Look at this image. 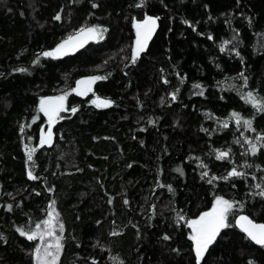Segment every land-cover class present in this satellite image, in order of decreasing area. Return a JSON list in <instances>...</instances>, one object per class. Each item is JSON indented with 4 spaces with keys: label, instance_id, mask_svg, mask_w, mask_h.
<instances>
[{
    "label": "trees",
    "instance_id": "16d2710c",
    "mask_svg": "<svg viewBox=\"0 0 264 264\" xmlns=\"http://www.w3.org/2000/svg\"><path fill=\"white\" fill-rule=\"evenodd\" d=\"M147 14L157 29L133 63ZM97 26L102 39L43 55ZM84 76L105 79L79 95ZM248 92L264 98V0H0V264H36L39 240L21 230L53 202L58 264H264V245L235 225L239 213L264 221V111ZM62 93L68 110L41 145L40 100ZM216 197L236 206L198 261L188 222Z\"/></svg>",
    "mask_w": 264,
    "mask_h": 264
},
{
    "label": "snow or ice",
    "instance_id": "6c2138e0",
    "mask_svg": "<svg viewBox=\"0 0 264 264\" xmlns=\"http://www.w3.org/2000/svg\"><path fill=\"white\" fill-rule=\"evenodd\" d=\"M56 20H60L61 17L57 15ZM158 18L148 17L143 22H138L135 25L136 28V41H135V51L132 57V62L135 63L139 55L147 48L148 41L151 39L153 33L155 32L157 26ZM103 31L98 26L91 28H82L80 32L76 34L75 37L69 36L67 40L62 42L56 47L54 51L44 52V56H59L67 55L69 50H76L78 47L83 46V40L80 39L82 36H87L91 39H102ZM19 71H26L25 69H19ZM105 79V77H91L88 80H81L77 82V87L73 91L77 92L79 95H85L87 92L91 91V85L95 83L96 80ZM87 87H84V86ZM195 87H200L196 85ZM203 94L202 92L200 93ZM67 98V93L55 98H42L39 103V112L44 113L47 116L49 124H54L60 117V113L67 111L65 108L64 101ZM247 103H251L254 107L260 111H264V98L258 99L252 92H248L244 97H242ZM173 99H175V94H173ZM97 107H109L112 103L110 100H101L97 97L92 101ZM72 113L77 111L76 108L71 109ZM232 117L235 119V123L240 125L243 123L247 128L252 129V120H243V118L238 113H232ZM38 118V116L36 117ZM225 127L228 126L227 122L224 124ZM23 131V129H21ZM254 131V129H253ZM53 134L51 128L44 133L40 138L41 145H50L52 142ZM259 140L264 141V136L258 137ZM239 143V141H237ZM251 143V142H249ZM25 150L28 153V160L31 161L33 158V153L36 151L34 148H29L25 146ZM250 151L254 155L257 151V145L251 144ZM228 152H219L217 159L223 160L228 157ZM179 171V169H177ZM28 175L31 179H37L29 170ZM207 175V173H205ZM244 173L236 171L235 168L229 173V176H242ZM227 178V177H225ZM264 195V192L260 193ZM127 203V201H125ZM233 202L225 200L223 197H217L215 205L209 212L203 213L198 219L191 220L189 222V227L192 229L191 239L195 242V253L197 260H202L204 254L207 252L209 246L213 244L219 236L220 232L224 228H228V215L231 210L235 207ZM9 210L11 206L9 205ZM52 211L48 214V219L42 221L35 225V231L25 232L21 230V235H24L29 240H36L39 238V245L35 248V258L37 264H58L59 256L62 251L63 245L61 243L62 236L56 235V227L58 220V213L55 211L54 202ZM183 219V217H180ZM240 228L247 233V236L255 241L257 244L264 245V224H255L246 216H240L237 221ZM42 224L44 227L42 228ZM60 230H63V224L58 225ZM117 233H113L116 235ZM52 238V239H46ZM168 237H165L167 239Z\"/></svg>",
    "mask_w": 264,
    "mask_h": 264
},
{
    "label": "water",
    "instance_id": "95a60500",
    "mask_svg": "<svg viewBox=\"0 0 264 264\" xmlns=\"http://www.w3.org/2000/svg\"><path fill=\"white\" fill-rule=\"evenodd\" d=\"M148 17H152V18H156L154 15H152V14H147V15H145L141 20H139V22H143L146 18H148ZM87 29V28H86ZM156 29H157V26H156ZM156 29H155V32H156ZM80 31H77V32H75L74 34H72V35H69V36H73V37H75L76 36V34L77 33H79ZM155 32L153 33V35H152V37L154 36V34H155ZM68 36V37H69ZM68 37H66V38H64L63 40H61L58 44H56L55 46H54V48L52 49V51H54L55 49H56V47L58 46V45H60L62 42H64L65 40H67L68 39ZM152 37H151V39H152ZM80 39L81 40H83V45L84 44H86L89 40H91V38H88L87 36H82V37H80ZM150 39V40H151ZM149 40V41H150ZM80 47H78L77 49H79ZM76 49V50H77ZM76 50H74V51H76ZM71 52H73L72 50H69L68 51V53H71ZM59 56H61V55H59ZM89 79V77L88 76H84V77H81V78H79L77 81H76V83H75V86H74V88L73 89H75L76 87H77V82L78 81H81V80H88ZM84 87H87L86 85L84 86ZM75 92V91H74ZM75 93H77V92H75ZM55 97H59V96H56V95H47V96H44L43 98H55ZM97 97H99L101 100H109V99H107V98H104V97H101V96H97V95H95L93 98H92V100H95ZM42 99V98H41ZM64 104H65V101H64ZM207 212H209V211H207ZM240 216H246V217H248L251 221H253V223H255V224H264V221H257V220H254L252 217H250L247 213H239L237 216H236V218H235V225H236V227L238 228V229H240L246 236H247V233H245L241 228H240V226H239V224L237 223V221L239 220V217ZM248 237V236H247ZM249 238V237H248ZM249 240L251 241V242H253L254 244H256V245H260V244H257L255 241H253L252 239H250L249 238Z\"/></svg>",
    "mask_w": 264,
    "mask_h": 264
},
{
    "label": "rangeland",
    "instance_id": "374dc122",
    "mask_svg": "<svg viewBox=\"0 0 264 264\" xmlns=\"http://www.w3.org/2000/svg\"><path fill=\"white\" fill-rule=\"evenodd\" d=\"M136 23H138V22H136L135 21V25H136ZM135 31H136V28H135ZM135 41H136V39H135ZM134 51H135V43H134V48H133V53H134ZM91 77H93V76H90L89 78H91ZM91 88H92V85H91ZM88 93V92H87ZM86 93V94H87ZM61 95H64L63 93L62 94H58V95H56V96H61ZM52 125V124H51ZM51 125L49 124V121H48V118L46 119V126L44 127V129H43V132H42V135L44 134V133H46L48 130H49V128L51 127ZM217 198V197H216ZM216 198L214 199V201H213V203H212V205H211V207L207 210V211H211L212 210V208H213V206L215 205V202H216ZM226 200V199H225ZM206 211V212H207ZM205 213V212H204ZM203 214V213H202ZM202 214H200L199 216H197V217H194V218H191L190 220H189V222L191 221V220H195V219H198ZM188 222V223H189ZM44 227V225L42 224V228ZM58 229L60 230V228H59V226L57 225V227H56V235L57 236H60V234H59V232H58ZM36 230V229H35ZM34 230V231H35ZM191 235H192V229H191ZM46 239H52V238H46ZM38 240H39V238H38ZM194 242V241H193ZM39 243H40V241H39ZM39 245V244H38ZM194 245H195V242H194ZM35 261H36V258H35ZM36 264H37V262H36Z\"/></svg>",
    "mask_w": 264,
    "mask_h": 264
}]
</instances>
